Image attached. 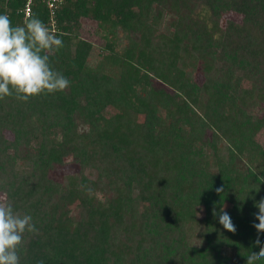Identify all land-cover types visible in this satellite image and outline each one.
Returning <instances> with one entry per match:
<instances>
[{
  "label": "trees",
  "instance_id": "16d2710c",
  "mask_svg": "<svg viewBox=\"0 0 264 264\" xmlns=\"http://www.w3.org/2000/svg\"><path fill=\"white\" fill-rule=\"evenodd\" d=\"M21 4L0 0L13 26ZM32 16L63 41L48 55L70 85L0 99V202L37 229L20 264H246L264 197V0H65ZM85 20L105 40L95 65Z\"/></svg>",
  "mask_w": 264,
  "mask_h": 264
},
{
  "label": "clouds",
  "instance_id": "9594fccd",
  "mask_svg": "<svg viewBox=\"0 0 264 264\" xmlns=\"http://www.w3.org/2000/svg\"><path fill=\"white\" fill-rule=\"evenodd\" d=\"M63 47V41L49 30L39 18L26 17L22 25H12L7 14H0V99L15 94L16 98L28 101L41 93L63 91L70 81L62 73L53 70L48 53ZM264 182V178H260ZM223 193L224 188L216 189ZM259 223H253L257 230L254 244L259 251H253L246 258V264H257L264 260V244L259 238L264 233V197L255 201ZM214 217L224 229L235 233L237 228L230 214L221 206L213 207ZM32 217L16 212L10 202H0V264H20L19 248L26 232H36Z\"/></svg>",
  "mask_w": 264,
  "mask_h": 264
},
{
  "label": "rangeland",
  "instance_id": "374dc122",
  "mask_svg": "<svg viewBox=\"0 0 264 264\" xmlns=\"http://www.w3.org/2000/svg\"><path fill=\"white\" fill-rule=\"evenodd\" d=\"M83 37L86 39L92 40L95 44L93 53L90 57L91 65H95V64H97V62H99V60L101 58L100 45L103 44L105 42V40L101 39V34H99V31L97 30L96 24L91 22V21H88V20H85L83 22ZM126 43H127V39L123 38L122 42H120L121 47H124L126 45ZM196 76L199 80H202L200 73H197ZM256 138L264 146V130L260 131L257 134ZM77 166H78L77 164L71 163L66 167V170L67 171H76V170H78Z\"/></svg>",
  "mask_w": 264,
  "mask_h": 264
},
{
  "label": "built area",
  "instance_id": "2783aa9c",
  "mask_svg": "<svg viewBox=\"0 0 264 264\" xmlns=\"http://www.w3.org/2000/svg\"><path fill=\"white\" fill-rule=\"evenodd\" d=\"M6 1L8 2L9 0ZM64 1L65 0H22L20 11L25 14V17H31L34 13V6L40 3L50 11L53 18ZM54 23L55 21L53 20V24Z\"/></svg>",
  "mask_w": 264,
  "mask_h": 264
}]
</instances>
